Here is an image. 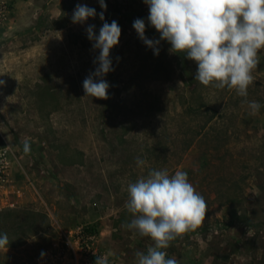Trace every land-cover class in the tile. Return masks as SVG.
Segmentation results:
<instances>
[{"label":"rangeland","instance_id":"374dc122","mask_svg":"<svg viewBox=\"0 0 264 264\" xmlns=\"http://www.w3.org/2000/svg\"><path fill=\"white\" fill-rule=\"evenodd\" d=\"M105 3L106 11L98 0H0V234L9 238L0 264H95L105 255L136 264L152 241L122 227L133 218L126 187L150 169L187 172L208 207L169 258L264 264V50L248 88L247 100L261 105L253 116L235 90L196 81L194 61L185 73L169 43L160 41L158 55L143 43L136 19L160 39L144 0ZM77 4L97 16L73 23ZM101 11L121 27L103 100L82 86L99 55L86 29L99 34ZM201 96L218 112L207 125L189 109ZM31 224L40 231L26 236Z\"/></svg>","mask_w":264,"mask_h":264},{"label":"clouds","instance_id":"9594fccd","mask_svg":"<svg viewBox=\"0 0 264 264\" xmlns=\"http://www.w3.org/2000/svg\"><path fill=\"white\" fill-rule=\"evenodd\" d=\"M107 10L105 0H98ZM148 5V22L160 34L159 40L145 36L144 20L133 22L138 37L159 54L160 41H167L172 53H183L197 64L195 80L201 85L217 89L235 90L247 104L250 115L258 114L261 105L248 101V88L255 81L254 72L260 63L259 53L264 50V0H144ZM103 21L99 34L95 25L86 29L87 38L99 55L93 63L95 71L83 81L86 96L108 99L110 84L104 79L114 71L111 50L120 42L121 27L113 20ZM97 16L94 8L77 4L72 15L73 23H85ZM120 58L117 57V60ZM4 82L0 81V85ZM23 152L31 151L30 140L22 141ZM138 167L146 161L136 158ZM125 207L132 215L122 227L134 235L149 238L152 243L146 252L137 251L136 264H180L166 251L177 238L196 231L206 219L208 211L204 197L190 183L187 172L167 169H150L146 176L126 187ZM9 238L0 234V250H7ZM44 253H41L43 256ZM95 264H109L108 257L97 256Z\"/></svg>","mask_w":264,"mask_h":264},{"label":"trees","instance_id":"16d2710c","mask_svg":"<svg viewBox=\"0 0 264 264\" xmlns=\"http://www.w3.org/2000/svg\"><path fill=\"white\" fill-rule=\"evenodd\" d=\"M166 45H168L167 41H163ZM178 57V59L180 60V65L182 67V69L185 71V73H187V66H188V62L189 59L186 58V55H184L183 53H175ZM216 89V88H215ZM229 100L226 99V102ZM226 102L224 104V108H226ZM189 109H191L192 111V115L193 116H201V115H205L206 116V120L204 122V124H209L215 117V115L218 113L217 109H215L212 105H210L209 103L205 102L204 97L201 96L199 98V100H197V105L196 106H189ZM221 115V114H219ZM198 134H196L197 136ZM192 142H186L184 150H187L191 147ZM27 233L26 236H33L34 234H36L38 231H40L39 227H36L34 224H31L27 227ZM23 241H18V242H14V244H11V246H19L22 244Z\"/></svg>","mask_w":264,"mask_h":264}]
</instances>
